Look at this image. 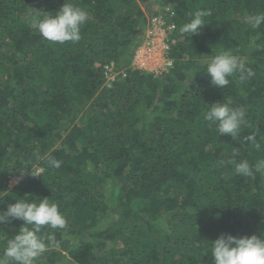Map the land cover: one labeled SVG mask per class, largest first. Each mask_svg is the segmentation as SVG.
I'll return each instance as SVG.
<instances>
[{
    "label": "trees",
    "instance_id": "1",
    "mask_svg": "<svg viewBox=\"0 0 264 264\" xmlns=\"http://www.w3.org/2000/svg\"><path fill=\"white\" fill-rule=\"evenodd\" d=\"M71 2L90 18L79 42L59 44L28 21L54 15L64 0H0V210L48 197L68 220L54 232L59 247L37 264H213L205 252L220 234L264 233V175L242 177L229 163L264 152L203 117L209 104L231 100L246 109L240 139L258 127L264 144V24H248L264 0ZM166 6L179 31L198 9L212 15L190 38L171 34V66L154 76L132 56ZM228 47L255 75L221 89L197 59ZM11 177L20 182L9 186ZM21 224H0V255Z\"/></svg>",
    "mask_w": 264,
    "mask_h": 264
},
{
    "label": "clouds",
    "instance_id": "2",
    "mask_svg": "<svg viewBox=\"0 0 264 264\" xmlns=\"http://www.w3.org/2000/svg\"><path fill=\"white\" fill-rule=\"evenodd\" d=\"M43 13H45L43 16L30 15L28 21L30 27L44 39L59 44L79 42L82 26L90 18L88 11L75 5L71 0L67 2L64 0L60 9L54 11V15H47L49 12ZM211 15V9H198L190 14L189 20L180 27V32L189 38L193 34H198L202 26L209 23L207 18ZM248 24L252 29L260 28L264 24V13L250 15ZM197 64L210 76V83L221 89L229 86L230 78L238 76L239 81L244 83L255 75L252 69L246 67L244 59L229 47L213 56L207 54L201 56L197 59ZM170 66V63L162 66L161 71H166ZM157 75H160V72H157ZM209 105L203 117L215 125V131L219 135H230L234 140L250 144L258 152H264V144L257 138V133L260 132L258 127L240 139L247 123L245 108L224 99ZM34 156L36 160H43L48 167L59 168L62 163L51 153L46 156L34 153ZM235 156H238V153H235ZM229 163L234 164L236 174L242 177L254 179L257 173L264 175V158L258 159L255 163L247 159L233 158ZM31 174L41 175L40 171L32 170ZM19 182V179L15 181ZM3 197L0 203L3 202ZM23 197L9 204L6 210H0V224L13 220L22 221L17 234L11 235L6 241L0 255V264H37L46 252L59 247L60 241L56 239L54 232L62 231L68 225L67 217L51 198H40L37 202ZM45 228L52 231L46 233ZM207 252H211L213 264H264V233L243 236L222 233L212 240L210 250L205 253Z\"/></svg>",
    "mask_w": 264,
    "mask_h": 264
},
{
    "label": "rangeland",
    "instance_id": "3",
    "mask_svg": "<svg viewBox=\"0 0 264 264\" xmlns=\"http://www.w3.org/2000/svg\"><path fill=\"white\" fill-rule=\"evenodd\" d=\"M154 10V9H153ZM171 12V9L166 6L163 10L159 11L158 14L151 18L150 20V26H148L144 32V39L142 40L141 44H139L135 50L134 54L132 56V62L131 65L136 66L138 69L142 70L143 72H151L154 76H157V72H160L162 74L163 71H161L162 66L167 65L171 63L170 58L167 56V51L169 48V41H165L163 38V31L161 30L160 26H167L169 23L166 22L165 19L166 13ZM172 14V13H171ZM160 18V19H159ZM154 19V20H153ZM158 20L162 24H158ZM171 24V23H170ZM177 28L170 30L168 33V39L171 41V34L175 32ZM179 33H181L179 30H177ZM142 50V52H141ZM138 52V53H137ZM149 53H156L160 57V61L156 64L155 62L151 63L148 66H143L142 62H140V55L147 56ZM147 61V59H146ZM169 68V67H168ZM168 68L166 71H168ZM110 69V70H109ZM109 69H106L108 72L107 80L105 81L107 85L111 83V81L114 78V73L112 70L113 65L110 66ZM37 171H40V169H37ZM19 179L20 177H11L8 181L9 186H14L15 181ZM65 263V262H64ZM56 264H60L57 262ZM66 264V263H65Z\"/></svg>",
    "mask_w": 264,
    "mask_h": 264
},
{
    "label": "bare ground",
    "instance_id": "4",
    "mask_svg": "<svg viewBox=\"0 0 264 264\" xmlns=\"http://www.w3.org/2000/svg\"><path fill=\"white\" fill-rule=\"evenodd\" d=\"M142 52V50H141ZM147 59V61H146ZM160 61V57L156 55V53H149L147 56L140 55V62H142L143 66H148L151 63L155 62L156 64Z\"/></svg>",
    "mask_w": 264,
    "mask_h": 264
},
{
    "label": "built area",
    "instance_id": "5",
    "mask_svg": "<svg viewBox=\"0 0 264 264\" xmlns=\"http://www.w3.org/2000/svg\"><path fill=\"white\" fill-rule=\"evenodd\" d=\"M160 19V18H159ZM154 20V19H153ZM158 22V24H162L161 22H160V20H158L157 21ZM175 25L174 24H168L167 26H160V28H161V30L163 31V38L165 39V41H169V39H168V33L167 32H169L170 30H172V29H175ZM138 53V52H137ZM171 64V63H170ZM106 69H107V66H106ZM109 69V68H108ZM110 70V69H109ZM108 75V72H106V76ZM114 76H115V74H114ZM114 79V78H113Z\"/></svg>",
    "mask_w": 264,
    "mask_h": 264
}]
</instances>
